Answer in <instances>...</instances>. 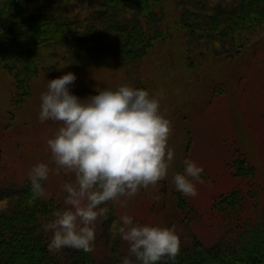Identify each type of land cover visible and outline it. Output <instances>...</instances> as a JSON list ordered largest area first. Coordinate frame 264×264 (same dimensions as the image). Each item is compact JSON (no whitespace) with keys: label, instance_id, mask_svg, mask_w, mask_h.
Instances as JSON below:
<instances>
[{"label":"rangeland","instance_id":"1","mask_svg":"<svg viewBox=\"0 0 264 264\" xmlns=\"http://www.w3.org/2000/svg\"><path fill=\"white\" fill-rule=\"evenodd\" d=\"M40 1L74 18L101 17L96 15L100 14L98 0ZM182 1L187 0L164 1L165 38L139 63L101 54L80 60L64 43H50L39 50L43 71L32 81L31 90L24 92L0 64V212L6 209L8 198L29 180L30 169L40 162L53 169L44 182L46 192L64 203L67 193L62 186L74 182V174L63 170L57 174L46 143L60 125L41 122L38 115L48 81L73 72L77 79L70 91L81 98L98 94L97 88L115 89L124 83L152 92L163 90L162 110L173 125L169 147L174 150V159L167 178L154 189H141L126 207L113 204L107 218L97 220L95 261L122 264L128 256L129 245L114 235L113 227L120 225L123 215L131 216L134 223L175 225L181 248L191 245L194 236L206 245L232 241L236 232L212 214L211 205L214 197L235 188L258 190L259 201L264 198V26L242 31L219 44L201 46L197 38L182 31ZM196 1L208 8H229L239 2ZM240 157L253 168L249 177L236 173ZM185 159L203 166V183L197 184L195 197L183 195L173 183V176L184 172ZM177 198L192 208L180 209Z\"/></svg>","mask_w":264,"mask_h":264},{"label":"trees","instance_id":"2","mask_svg":"<svg viewBox=\"0 0 264 264\" xmlns=\"http://www.w3.org/2000/svg\"><path fill=\"white\" fill-rule=\"evenodd\" d=\"M165 0H98L99 18H74L51 9L40 0H3L0 5V64L8 69L22 92L43 71L39 50L64 43L80 60L101 54L139 63L165 38ZM98 11V10H97ZM179 23L201 46L233 39L248 29L264 26V0H239L232 7H206L199 1H182ZM239 176L253 168L245 157L238 160ZM45 187V184H44ZM30 179L8 198L0 212V264H99L94 250L63 248L51 252L52 232L44 231L64 203L55 197L32 201ZM180 209L192 208L177 198ZM109 210L113 203L103 205ZM247 208V210H246ZM251 211L248 212V210ZM212 214L236 232L229 243L206 245L198 236L181 248L174 261L160 264H264V198L258 190L235 188L214 197ZM187 218H184L185 221Z\"/></svg>","mask_w":264,"mask_h":264},{"label":"clouds","instance_id":"3","mask_svg":"<svg viewBox=\"0 0 264 264\" xmlns=\"http://www.w3.org/2000/svg\"><path fill=\"white\" fill-rule=\"evenodd\" d=\"M76 79L73 72L50 79L40 97L39 120L60 125L46 142L52 163L57 174L59 170L74 174V182L62 186L67 193L64 208L43 225L44 231L52 232L51 252L66 247L92 252L96 222L107 218L103 205L126 207L141 189H154L167 178L174 159L169 147L173 125L162 110L163 90L124 83L115 89L97 88L98 94L81 98L70 91ZM184 165L173 183L183 195L195 197L197 184L203 183V166L190 159ZM52 171L46 162L30 169L32 201L49 198L44 182ZM120 220L118 227L113 226L114 235L129 245L122 264H160L179 255L182 242L175 225L134 223L129 215Z\"/></svg>","mask_w":264,"mask_h":264}]
</instances>
